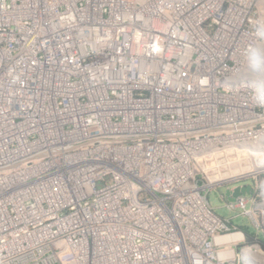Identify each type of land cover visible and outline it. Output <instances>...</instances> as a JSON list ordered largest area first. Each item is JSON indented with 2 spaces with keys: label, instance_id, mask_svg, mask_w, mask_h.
<instances>
[{
  "label": "built area",
  "instance_id": "built-area-1",
  "mask_svg": "<svg viewBox=\"0 0 264 264\" xmlns=\"http://www.w3.org/2000/svg\"><path fill=\"white\" fill-rule=\"evenodd\" d=\"M260 162L264 0H0V264H264Z\"/></svg>",
  "mask_w": 264,
  "mask_h": 264
},
{
  "label": "rangeland",
  "instance_id": "rangeland-1",
  "mask_svg": "<svg viewBox=\"0 0 264 264\" xmlns=\"http://www.w3.org/2000/svg\"><path fill=\"white\" fill-rule=\"evenodd\" d=\"M264 179V174L261 175V179L259 178V185L256 187V194H257V200L263 202V204L258 206L256 213H257V219L261 225V230H256L250 219L246 216L239 215L240 210L236 211H229L225 208V199L222 197L223 189L226 187L220 186L217 188H213L208 192V201L210 205L213 207L215 212L224 217V218H232L233 224L241 228L243 231H245L246 234V241H252L254 235H258L260 244L262 247H264V195H263V187H261V180Z\"/></svg>",
  "mask_w": 264,
  "mask_h": 264
},
{
  "label": "water",
  "instance_id": "water-1",
  "mask_svg": "<svg viewBox=\"0 0 264 264\" xmlns=\"http://www.w3.org/2000/svg\"><path fill=\"white\" fill-rule=\"evenodd\" d=\"M222 192L226 200L234 201L238 196L253 195L255 193V189L250 183H247L243 185H236L232 188L225 187Z\"/></svg>",
  "mask_w": 264,
  "mask_h": 264
},
{
  "label": "bare ground",
  "instance_id": "bare-ground-1",
  "mask_svg": "<svg viewBox=\"0 0 264 264\" xmlns=\"http://www.w3.org/2000/svg\"><path fill=\"white\" fill-rule=\"evenodd\" d=\"M249 169H246V171H248ZM264 170V163L263 162H260L259 165H258V168L256 169L255 172H261ZM261 187H263V195H264V180L261 184ZM263 204V202H259L258 206ZM257 206V208H258ZM241 236V234H232V235H226V236H221L220 238L217 239L218 243L219 244H222L224 242H231L233 241L234 239H236L237 237Z\"/></svg>",
  "mask_w": 264,
  "mask_h": 264
},
{
  "label": "crops",
  "instance_id": "crops-1",
  "mask_svg": "<svg viewBox=\"0 0 264 264\" xmlns=\"http://www.w3.org/2000/svg\"><path fill=\"white\" fill-rule=\"evenodd\" d=\"M223 193V192H222Z\"/></svg>",
  "mask_w": 264,
  "mask_h": 264
}]
</instances>
